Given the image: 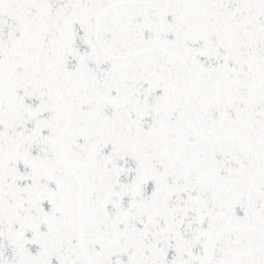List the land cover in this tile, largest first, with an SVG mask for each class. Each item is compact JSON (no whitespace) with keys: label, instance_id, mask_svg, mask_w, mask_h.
Segmentation results:
<instances>
[{"label":"snow or ice","instance_id":"obj_1","mask_svg":"<svg viewBox=\"0 0 264 264\" xmlns=\"http://www.w3.org/2000/svg\"><path fill=\"white\" fill-rule=\"evenodd\" d=\"M0 264H264V0H0Z\"/></svg>","mask_w":264,"mask_h":264}]
</instances>
